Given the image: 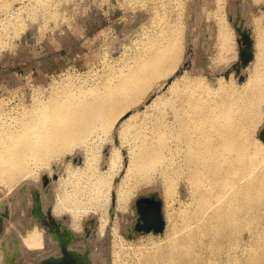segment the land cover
Instances as JSON below:
<instances>
[{
  "label": "bare ground",
  "instance_id": "obj_1",
  "mask_svg": "<svg viewBox=\"0 0 264 264\" xmlns=\"http://www.w3.org/2000/svg\"><path fill=\"white\" fill-rule=\"evenodd\" d=\"M27 1L34 4L37 0ZM183 1L187 0L179 3ZM251 1L264 4V0ZM160 2L170 5L169 12L159 14V18H172V9H176L173 1ZM242 2L231 6L230 11L236 12L234 17L229 14L227 19L222 14L215 19V41L208 64L211 73L205 66L206 45H202L201 37L191 40L183 38L182 30L160 31L149 38L132 64L115 78L103 81V87L92 84L83 88V83L56 86L48 99L39 95L30 108L16 109L15 117L9 113L10 116L1 117L0 207L13 202L18 210L26 193L21 194L22 188L14 192L15 188L24 181L29 185L40 181L39 170L47 171L51 178V161L64 164V155L78 149L75 160L83 153V166L71 167V171V160L68 161V180L53 183L59 196L51 213L56 220L69 214L60 220L61 229L66 228L75 237L69 249L87 254L90 264H109L110 257L112 264H264V146L250 141L252 130L264 116V28L256 15L248 19L256 37L252 40L253 58L246 66L242 60L233 64L238 52L232 26L238 33L240 30L248 34L241 19L246 14ZM209 3L194 0L197 24L203 15L212 16L213 10L207 9ZM35 5L30 6L34 12ZM186 41L193 52L190 66L197 75L182 77L179 88L181 71L177 69ZM235 73L248 75L244 84L240 80V89L233 79ZM216 78L218 88L230 92L219 91L218 101H214L217 93L212 91ZM167 92L176 98L172 113L176 132L168 134L167 126L158 119L154 129L160 141L156 143L132 123L142 112L163 116L165 103L160 98ZM96 125L107 136L114 128L119 148L128 158L127 167H118V151L112 149L107 163L109 170L116 172L110 176L98 171ZM173 142V161L169 162ZM156 175L167 186L163 189L166 204L175 189L183 190V213L172 216L166 207L167 225L162 239L148 243L128 241V233L135 226L128 227L127 215L133 196L143 185H150ZM117 178L120 181H114ZM29 190L30 187L26 191ZM33 220L32 215L25 223L12 216L10 224L1 222L5 229H0V264H7V247L17 244L10 231L18 232L28 264H40L61 255L54 235L45 233Z\"/></svg>",
  "mask_w": 264,
  "mask_h": 264
},
{
  "label": "rangeland",
  "instance_id": "obj_2",
  "mask_svg": "<svg viewBox=\"0 0 264 264\" xmlns=\"http://www.w3.org/2000/svg\"><path fill=\"white\" fill-rule=\"evenodd\" d=\"M160 1L161 0H37L36 3L34 1V4L38 5H35L37 10L34 12L33 9H31L34 5L32 4L33 2L29 1L30 3H28L27 0H0L2 7L0 9V118H4L8 113L15 117L18 115V110L16 111V109H23L21 107H24V109L30 108L39 95V98L48 99L51 90L56 86L65 87L71 86V84L73 86L74 83H83V88L92 86V84L103 87V81L115 78L120 72L132 64L134 58L137 57L138 51L148 44L149 38L154 37V35L160 31L178 33V31L182 30L185 31L183 38L190 37L192 38L191 40L197 36V38L201 37L202 45H206L205 51L203 50L205 56L204 61L206 63L205 66L207 72L211 73V71L208 70V64L215 41L216 31H213L216 30L215 22L217 20L215 19L222 14H226L227 19L229 14H232L231 16L234 17L236 12L230 11L231 6L235 4L239 5L240 0H222L218 4L216 0H209L210 6L207 9L213 10L211 11L212 16L203 15L200 24L196 23L195 16L198 10L192 5L194 0H187L181 3H179V0H171L173 1L174 7L176 6V9H172V18L169 16V18L164 21L159 18V14L169 12L170 4L165 5V7ZM243 1L245 3L242 2L244 4H242V7L244 6L246 14L244 15L245 17L242 14L241 19L244 20L245 28L248 31V38L253 40L256 37L253 34L254 29L252 24L250 26L248 19L256 15L258 19H260L258 24H261L262 28H264V14H261V12L264 13V4L257 5L249 0V3L252 4L248 5L246 0ZM39 4L43 5L40 7ZM192 6L194 7L193 9L191 8ZM27 7L29 8L28 10H26ZM3 9L6 11H3ZM8 9H10V11ZM19 11H23L24 13L22 12L20 14ZM28 11L31 12V14ZM33 12L34 14H32ZM35 13H37V16H35ZM163 15L164 14H162V16ZM17 16L20 17L16 18ZM5 18H7L6 21ZM11 19L14 20L12 21ZM240 22L237 23L238 26ZM232 28L235 33V44L238 52L237 60L233 63L235 64L241 60L240 54L242 51L243 54L246 55L247 45L243 42V37L233 26ZM187 32H190L191 35H188ZM188 45L189 43L185 46L182 63L177 69L178 72L181 71V76L177 81L179 88L183 83L182 77H196L197 75L194 70L192 71V67L190 66L193 59V52L189 49ZM188 59H190V61ZM252 62L253 61H251V63ZM183 67L185 68L183 69ZM198 73L202 72L199 71ZM218 74H221V72ZM218 74L217 76H219ZM214 79L212 81V91H216L217 96L213 99L214 101H218L220 100L219 91H228L219 89L217 86L218 78H216V81ZM224 79L225 81L229 80L227 78ZM233 79L236 80V85L240 89L242 87L240 80L243 79L244 84L248 79V75L244 73L237 76V73H235ZM160 99L161 102L165 103L163 104L164 108L162 110L164 117L156 116L153 112L149 114L140 112L141 114H139L137 119L132 123L137 126L138 130L143 132L142 135L156 143L160 141L157 138L158 132L154 129V126L159 122L158 119H161L167 126L169 130L168 134L174 135L176 132L172 115L176 98L170 92H167ZM230 99L234 101V97ZM142 111H144V109ZM9 114L5 117L10 116ZM95 129V143L99 154L97 157V165L100 175L106 174L105 176H110L116 172L114 169L111 170L113 171L111 172L109 170V164L107 163L112 149H117L118 151L119 157L117 166H120V168L121 166H124V168L127 167L128 158H126V152L119 148L114 128H112L111 135L108 134V136L106 135L107 133L104 134L102 132L100 125H96ZM263 129L264 116L262 117L261 123L252 130L250 141H259L264 146V142L259 136V132ZM101 140H105V142L102 143ZM172 140H170V142ZM129 145L132 147L131 142H129ZM128 149L129 146H127L126 150ZM174 149L175 143L173 142L170 146L171 154L168 157L169 162L173 161L172 153ZM77 150L78 149L74 150L73 153L64 155V164L54 160L51 161V178L48 177L49 173L47 171L39 170V173L42 175L40 181L31 183L32 185L24 181L25 184L22 183L17 186L14 192L18 188H22L21 194H26L22 196V202L18 210L13 205V202L12 204L5 203L6 205L0 207V225L1 222L4 221L5 224L8 225L12 216H14L15 219H21V221L25 223L30 215H32L33 221L38 223L45 233L59 238L56 241L59 244L60 250H62V245L67 243L68 237L63 236V232L57 233L55 227L48 226L45 223H49L47 215L48 209L53 207L59 196L53 183L60 180L62 182L68 180L66 175V167L69 165L68 161L71 160V166L68 167L71 171H73L72 168L76 166H83L85 155L81 153L80 159L75 160ZM159 176L160 175H156L154 178L152 177L153 179L151 183H149L150 185H143L139 190L140 192H136L133 196L129 211L127 212L128 227L136 224L140 217L136 203L141 197L155 195L162 202L165 222L166 207L169 209V213L172 216L180 217L182 215L183 209L181 205L186 200V198L183 197V190L179 187L175 189L172 195H170V198H168V204H166L163 189L164 187L167 189V186L164 185L163 179ZM114 181L118 182L120 178ZM29 187L30 190L27 192L26 190H28ZM114 196L113 192L111 195L112 208L114 207ZM65 216L68 217L69 214L65 213L59 219L63 220L62 218H65ZM0 229L1 232L4 231V225H2V227L0 226ZM49 229L55 231L54 234H52V232L50 233ZM165 230L159 234L150 233L145 235H136L134 232L130 231L128 234L133 233L136 238H130L128 236V241L143 243L152 242L154 240L158 241L164 237ZM10 233L13 234V239L17 244L16 247L13 246V248L10 249L7 247V264H28L26 255L22 253L23 245L18 232L10 231ZM96 248H99V246ZM101 255L106 259L104 251H102ZM20 256L24 257L25 260ZM109 261V264H112L111 257Z\"/></svg>",
  "mask_w": 264,
  "mask_h": 264
},
{
  "label": "water",
  "instance_id": "obj_3",
  "mask_svg": "<svg viewBox=\"0 0 264 264\" xmlns=\"http://www.w3.org/2000/svg\"><path fill=\"white\" fill-rule=\"evenodd\" d=\"M239 33L243 37V42L247 45L246 55L243 54V51L241 53V60L244 63V66H246L253 58L251 51L253 46L252 39L248 38L247 33H242L240 30ZM242 80L243 79H241V81ZM260 138L264 142V129L260 133ZM136 207L140 217L131 232H134L136 235H145L150 233L159 234L164 232L166 222L165 218L163 217V204L155 195L139 198V200H137ZM47 215L49 218V223L45 224L55 227L57 229V233L63 232V236H67L68 240L67 243L62 245L61 255L59 257L42 261L40 264H90L87 254L81 255L69 249V245L73 243L71 240L73 241L75 237L66 228L63 230L61 229V221L54 219L51 209H48ZM49 230L50 233L52 232V234H54L55 231L51 229ZM135 234H128V236L133 238L135 237ZM55 238L59 239L57 236H55Z\"/></svg>",
  "mask_w": 264,
  "mask_h": 264
}]
</instances>
